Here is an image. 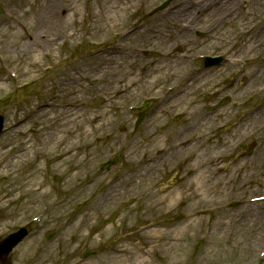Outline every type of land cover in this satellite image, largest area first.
I'll use <instances>...</instances> for the list:
<instances>
[{"label":"rangeland","instance_id":"obj_1","mask_svg":"<svg viewBox=\"0 0 264 264\" xmlns=\"http://www.w3.org/2000/svg\"><path fill=\"white\" fill-rule=\"evenodd\" d=\"M76 1L74 23L50 38L44 37L49 29H37L49 45L26 51L15 47L18 23L34 25L33 12L53 0H0V113L6 128L0 149L30 148L0 173V238L24 224L31 229L9 255L11 263L264 264V202L250 204L263 215L254 230L246 225L238 233L232 223L249 198L264 195L262 176L249 165L264 144V83L250 88L249 79L264 59L248 46L264 23V0H232L223 11L205 5L220 0H185L204 5L195 22L171 16L181 0L155 14L150 12L164 0ZM93 13L99 17L95 26ZM150 24L157 28L153 38L144 32ZM119 44L121 54L113 49ZM206 55L226 60L206 68ZM127 63L138 65L135 76L104 78L103 70ZM148 63L157 71L143 77L141 65ZM193 72L205 81L176 101L171 92L180 76ZM24 84L29 86L19 89ZM68 107L76 120L62 124L56 143L45 144L41 137L54 131L57 115ZM257 115L255 127L242 129ZM197 123L199 143L221 167L213 173L216 187L194 196L189 189L196 186L195 174L178 180L198 161L196 154L155 164L141 185L133 173L149 163L148 155L162 154L156 145ZM128 176V187H119ZM165 186L171 188L150 199Z\"/></svg>","mask_w":264,"mask_h":264},{"label":"bare ground","instance_id":"obj_2","mask_svg":"<svg viewBox=\"0 0 264 264\" xmlns=\"http://www.w3.org/2000/svg\"><path fill=\"white\" fill-rule=\"evenodd\" d=\"M74 3H72V7L70 6L71 0H53L52 4L47 5L46 7L43 6V9L41 10H35L33 12V22L34 25L27 24L25 22H19L18 26L21 29V32L17 34V39L15 40V47L17 50H37V47L42 45H49V43L42 38L44 36L43 34L37 33V29H49L46 31V38H50L51 36H58L59 34H63L64 30L67 29L70 25V22H73L78 17V8H75L77 6V1L73 0ZM97 1V0H96ZM120 2L124 4H128L130 0H119ZM128 1V2H127ZM180 7L173 12L171 15L175 18L176 21H178L179 18L185 17L186 19L191 20L192 22H195L199 18V14L204 9V5L201 4H195L191 2H185V0H181ZM233 4L232 0H220L215 5H212L211 1L205 2V5L208 6V8H215L218 11L226 10L230 5ZM255 5V4H254ZM114 6V3H112V7ZM122 9V8H121ZM72 10V13H69ZM66 14V17H65ZM99 17L96 13L92 14V19L90 22V25L95 26L96 22L93 24L94 20H98ZM37 23V24H35ZM156 26L153 24H150L147 26L144 32H146V37L153 38L154 35L152 33L155 32ZM187 29L182 28V32H186ZM142 32V29L140 30V33ZM151 34V35H150ZM171 34V33H170ZM20 36V37H19ZM124 37L123 35H121ZM120 36V40L122 39ZM249 48L254 49L259 55H261L264 59V23L262 26H260L258 29L256 28L255 32L252 33L251 42L248 44ZM114 50H116V53H122L123 52V46L121 44L114 46ZM109 58V57H106ZM163 60L166 59V55L161 56ZM110 59V58H109ZM167 63V62H166ZM92 64V63H89ZM165 66V68L170 69L169 63ZM119 65V66H118ZM116 68L106 69L103 70V76L106 78V80L109 81H116V77L119 74H123L124 72L126 74H132L131 77L135 76L136 74V67L138 65L133 63H127V65H120L117 64ZM142 74L143 77H147V75H152L156 70L155 64L148 63L147 65H141ZM194 74V75H193ZM183 74L182 77L180 76V84L175 88L174 92H171L173 96H178L176 98V101L182 102L185 100L189 94L195 89L197 84L202 83L205 81L204 77L197 75L195 72ZM117 75V76H116ZM196 75V76H195ZM116 76V77H115ZM114 77L115 79L112 80L111 78ZM130 77V78H131ZM101 79V78H100ZM77 81V80H76ZM143 82V81H142ZM264 83V62L259 66L258 69H256L249 79V87L253 88L258 85H261ZM69 105V104H68ZM73 110H71L69 107L64 108L61 114L57 115V118L59 120V123L53 129V132H48L46 135L42 136V141L45 142V144H49V142L56 143L59 140L60 132H62V124H66L69 122H72V120H76L77 114L72 113ZM38 115V114H35ZM34 115V116H35ZM258 115L255 118H252L250 122L246 123L243 128H250V126L255 127L256 126V119ZM46 119V118H42ZM200 123L195 124L194 126L189 125L188 132L185 130L179 131L170 141L166 140L162 143L156 145L158 152H162L160 156L155 155L151 156L148 155V152H146L142 157H145L148 155L146 161H149V163L143 164L139 166V168L133 173L134 176L138 177V180L140 181L141 185L147 182L148 179H150V170L154 165L156 166H163L167 165L169 160L172 162L175 157L184 156V157H191L195 154L198 156V161L193 165H187L183 172L178 176V180H181L182 183L188 181V176L195 174V179L193 180L195 182V185L193 188L190 186L189 193L191 195H196L199 193L206 194V192H209L211 189L215 188L216 185L212 181L213 179V173H220V168L214 159L208 158V154L205 152L209 149H206L204 151V148L201 143L198 141V137L195 135L197 128L199 127ZM164 139H160L159 141H162ZM20 148L19 150L11 153L12 149H6L1 148L0 149V159L7 158L6 161L3 162L2 166L0 167V173H2L4 170H7L9 168H13L17 163V160L21 159L22 156L27 155L28 152H30V148ZM66 149H60V153L57 155L59 159H62L66 153ZM254 157L251 158L249 165L253 167V174L261 175L262 179L264 181V144L259 146V148L256 150V154ZM212 163V165H210ZM205 166H213V168H208ZM204 167V168H201ZM129 179L130 176L124 178L121 180V183L119 187H122L126 189L129 185ZM192 181V182H193ZM192 184V183H191ZM190 184V185H191ZM180 185V184H179ZM171 188V186H165V187H159L158 191L155 193L150 194V199L156 200L157 193L164 192ZM186 191V190H185ZM186 191L187 196L189 194ZM169 193H167L168 195ZM258 196V195H257ZM168 198V196H164L162 198V201H165ZM249 206L245 207L241 212L240 216H234L233 218V226L236 227V229H240L243 226H248L249 229L255 228L257 225L256 223L263 222V215L260 213L259 209H254L251 203L253 201L251 199L248 200ZM261 202L254 203V205H260ZM225 213V212H223ZM193 214V212L190 213V215ZM238 233H242V230H238ZM207 235V234H206ZM173 239V237H171ZM169 239V240H171ZM172 245L171 243L168 244L167 249H171ZM146 260H138V259H129L127 264H146Z\"/></svg>","mask_w":264,"mask_h":264},{"label":"water","instance_id":"obj_3","mask_svg":"<svg viewBox=\"0 0 264 264\" xmlns=\"http://www.w3.org/2000/svg\"><path fill=\"white\" fill-rule=\"evenodd\" d=\"M167 3L168 2H166L164 5H166ZM220 59L221 58H214L211 62H207V65L216 64ZM26 234L27 231L25 229H22L0 242V259L3 264H9L4 256L7 255L12 250V248L24 238Z\"/></svg>","mask_w":264,"mask_h":264}]
</instances>
